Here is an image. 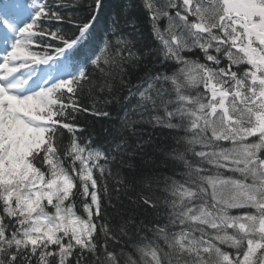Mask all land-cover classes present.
Listing matches in <instances>:
<instances>
[{
	"label": "snow or ice",
	"instance_id": "obj_1",
	"mask_svg": "<svg viewBox=\"0 0 264 264\" xmlns=\"http://www.w3.org/2000/svg\"><path fill=\"white\" fill-rule=\"evenodd\" d=\"M81 2L0 0V264H264V0Z\"/></svg>",
	"mask_w": 264,
	"mask_h": 264
},
{
	"label": "trees",
	"instance_id": "obj_2",
	"mask_svg": "<svg viewBox=\"0 0 264 264\" xmlns=\"http://www.w3.org/2000/svg\"><path fill=\"white\" fill-rule=\"evenodd\" d=\"M68 2H72V0H68ZM138 2V0H137ZM90 3V0H82L79 7L84 8L87 4ZM115 0H106L105 8L108 11H112L113 5ZM69 12H72L74 15H83V12L76 11L72 8L68 9ZM108 12V13H109ZM107 13V14H108ZM143 15L142 12L139 13ZM106 15L101 16L100 22L104 25ZM143 45L144 47H156V41L153 40L151 36L150 27L145 23L143 26V36L141 37L140 44L137 47ZM153 57L149 56L145 58V63L148 64L149 67L152 66ZM155 63L159 66V60L157 59ZM163 70V68L161 69ZM143 72L136 70L133 75L131 76L132 84H136L139 77L143 76ZM115 90L118 92L120 96H126L127 91L126 89H122L118 83H115ZM85 103H90L93 97L88 96L85 94ZM104 94H101L99 101L97 102V106L103 108L111 113V119H105L103 117H94L91 115L82 116L80 119L82 122H86L89 126L93 127L95 132L103 133L105 128L112 127L113 125L118 126L120 122V117L123 115V110L120 105L116 103H110L105 105L104 104ZM135 103V100H133ZM138 128L142 131V139L143 140H151V143L147 145L145 149V153L143 156H137L133 163H135L139 169L143 170V174L145 176H154L160 175L161 173L171 176L172 170L171 165L168 164L166 166V153L171 150V147H175V141L173 139V133H171L168 129L160 128V127H153L150 123L144 122L138 125ZM134 143V141H133ZM179 171V169H177ZM230 175V173H228ZM238 175V174H237ZM178 178V177H177ZM162 187V185H161ZM152 190L154 191L155 195H160L159 190L156 189V186H152ZM148 191V189H145ZM125 204L129 208H135L136 212L143 215H148L150 217L151 213L149 209L145 207L138 206V205H129L128 201H125Z\"/></svg>",
	"mask_w": 264,
	"mask_h": 264
},
{
	"label": "bare ground",
	"instance_id": "obj_3",
	"mask_svg": "<svg viewBox=\"0 0 264 264\" xmlns=\"http://www.w3.org/2000/svg\"><path fill=\"white\" fill-rule=\"evenodd\" d=\"M108 12H109L108 9L105 8L104 15H107ZM103 26H104V25L100 22L99 27H103ZM86 52H87V48L81 49L80 52L78 53V55H76L75 59H76L77 61L82 60L83 57H84V54H85ZM73 55H74V54H73Z\"/></svg>",
	"mask_w": 264,
	"mask_h": 264
}]
</instances>
